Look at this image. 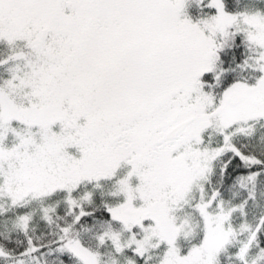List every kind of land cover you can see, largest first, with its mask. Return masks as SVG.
Returning a JSON list of instances; mask_svg holds the SVG:
<instances>
[{
    "label": "snow or ice",
    "instance_id": "snow-or-ice-1",
    "mask_svg": "<svg viewBox=\"0 0 264 264\" xmlns=\"http://www.w3.org/2000/svg\"><path fill=\"white\" fill-rule=\"evenodd\" d=\"M0 264H264V0H0Z\"/></svg>",
    "mask_w": 264,
    "mask_h": 264
}]
</instances>
